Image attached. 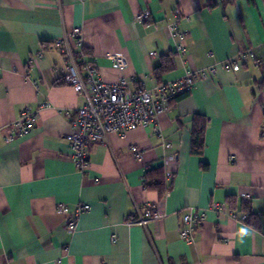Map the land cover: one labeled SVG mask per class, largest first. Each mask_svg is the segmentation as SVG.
I'll return each mask as SVG.
<instances>
[{
    "label": "crops",
    "instance_id": "1",
    "mask_svg": "<svg viewBox=\"0 0 264 264\" xmlns=\"http://www.w3.org/2000/svg\"><path fill=\"white\" fill-rule=\"evenodd\" d=\"M175 7L186 16L179 28L189 66L214 64L215 73L159 115L160 134L155 125L109 133L90 145L89 169L78 173L66 136L85 98L66 83L65 58L51 42L80 27L104 80L124 75L152 87L182 73L173 58L171 69L153 74L172 53L164 24ZM143 8L151 20L136 22ZM246 48L264 61V0H0V264H264V70L221 64ZM115 53L126 56L123 72ZM25 108L37 112L34 127L7 141ZM196 114L206 118L200 154L191 152ZM158 167L163 192L145 184ZM79 202L91 208L68 234L55 207ZM211 202L253 215L238 222L210 212L193 242L183 241L181 215ZM148 203L163 216L130 223Z\"/></svg>",
    "mask_w": 264,
    "mask_h": 264
},
{
    "label": "built area",
    "instance_id": "2",
    "mask_svg": "<svg viewBox=\"0 0 264 264\" xmlns=\"http://www.w3.org/2000/svg\"><path fill=\"white\" fill-rule=\"evenodd\" d=\"M222 1L209 0L211 4ZM185 18L181 9L175 7L165 16L164 24L172 44L173 56L179 63L182 73L152 87L133 86V79L124 75L114 82L104 80L86 56L80 27L72 28L70 32L51 42V46L59 50L65 58L66 83L85 98L84 104L74 110L70 121L71 131L66 136L72 161L78 173L84 175L89 169V149L92 143L104 141L109 133L122 135L139 126L155 125L159 115L179 96L188 93L197 80L208 78L215 73L214 64L199 69L189 66L185 33L179 28V22ZM134 20L139 23L149 22L150 10L141 9L135 14ZM41 55V51L37 52L28 60V64L31 65L34 59ZM111 60L113 66L121 72L128 67L124 53L111 55ZM248 62L264 70V61L255 56L252 48L239 51L235 56L221 61V64L225 69L236 71ZM36 117V111L23 109L11 124L10 133L5 139L12 141L18 136L26 135L34 127ZM159 131V127L155 125L153 132L160 134ZM130 150L136 158L141 157V151L136 146H132ZM244 197L248 198V195ZM90 208L88 203L82 202L76 203L72 208L67 203H57L55 212L64 215V229L68 234H73L77 230L79 218ZM160 208L159 203H148L144 211L131 217L129 222L145 225L151 220H157L163 216ZM210 212L228 215L238 222H245L247 219L246 212L230 210L227 204L222 202H211L206 207H188L181 215L182 227L179 229V237L187 243L193 242L196 227L205 221L206 215Z\"/></svg>",
    "mask_w": 264,
    "mask_h": 264
},
{
    "label": "trees",
    "instance_id": "3",
    "mask_svg": "<svg viewBox=\"0 0 264 264\" xmlns=\"http://www.w3.org/2000/svg\"><path fill=\"white\" fill-rule=\"evenodd\" d=\"M174 58L173 53L163 58L162 62L155 67L153 74L159 77L162 73L172 68V59ZM182 96V95H181ZM180 97V96H179ZM206 125V118L202 115L196 114L193 118V127L191 131V152L193 154H200L203 147V132ZM145 184L150 189L158 190L163 192L164 179H163V168L158 167L151 169L145 173ZM247 213L246 221L250 220L253 214H251L248 209H245Z\"/></svg>",
    "mask_w": 264,
    "mask_h": 264
}]
</instances>
